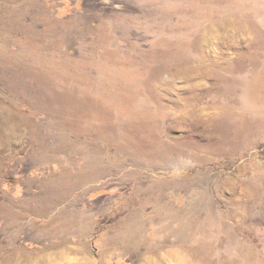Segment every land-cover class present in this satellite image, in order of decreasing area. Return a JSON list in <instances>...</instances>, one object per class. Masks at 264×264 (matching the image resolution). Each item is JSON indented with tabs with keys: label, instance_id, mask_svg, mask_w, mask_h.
<instances>
[{
	"label": "rangeland",
	"instance_id": "374dc122",
	"mask_svg": "<svg viewBox=\"0 0 264 264\" xmlns=\"http://www.w3.org/2000/svg\"><path fill=\"white\" fill-rule=\"evenodd\" d=\"M0 264H264V0H0Z\"/></svg>",
	"mask_w": 264,
	"mask_h": 264
},
{
	"label": "bare ground",
	"instance_id": "6f19581e",
	"mask_svg": "<svg viewBox=\"0 0 264 264\" xmlns=\"http://www.w3.org/2000/svg\"><path fill=\"white\" fill-rule=\"evenodd\" d=\"M158 259V258H157Z\"/></svg>",
	"mask_w": 264,
	"mask_h": 264
}]
</instances>
